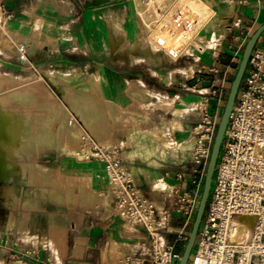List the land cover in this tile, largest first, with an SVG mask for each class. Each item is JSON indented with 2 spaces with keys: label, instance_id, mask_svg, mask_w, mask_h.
Returning <instances> with one entry per match:
<instances>
[{
  "label": "rangeland",
  "instance_id": "rangeland-1",
  "mask_svg": "<svg viewBox=\"0 0 264 264\" xmlns=\"http://www.w3.org/2000/svg\"><path fill=\"white\" fill-rule=\"evenodd\" d=\"M100 1L101 4H106L111 0ZM202 1L208 3L211 10H206L200 0H173L168 2L166 8L151 3L150 0H136V26L133 28L124 25L121 11L112 13L106 8L93 15L92 19L95 20L89 22L90 27L80 25L51 30L46 29L43 19L33 12H27L28 17L21 15L24 19L20 22V16L7 11L0 0V135L2 138L6 136L4 139L0 137V180L18 179L19 174L26 178L29 172L44 176L45 167L38 158L45 152L57 151L59 154L86 158L90 150L86 148L82 154L81 139L87 133L97 144L110 148L116 146V136H124L131 146L138 149V154L149 162L155 164L157 157L167 163L173 161L181 164L180 167H187L186 172L196 176V184L190 188L191 194L173 200L177 215L179 218L184 217L181 228L166 226L165 219H162L160 226L166 232L164 238L176 244L180 252H184L196 218L209 164H195L194 149L198 147L209 120L212 122L215 138L232 81L248 43L246 39L241 44L236 60L229 66L228 75L209 74L215 72L203 67L210 65L212 53L222 47L219 44L226 33L238 34L242 30L235 26L239 18L230 20L232 11L218 13L209 2ZM181 12L194 16L198 23L203 19L208 20L207 25L199 28L197 33L207 40L215 38V43L208 46L205 42L207 45H204L196 38L189 39L188 33L182 32L177 42H171L166 32L175 25L176 17ZM151 16L154 18L150 19ZM92 23L95 27H92ZM97 23L99 27H96ZM180 23H185V19ZM154 27H157V34H164L159 37V42L165 49L158 52L150 48L148 37ZM156 36L158 38L159 35ZM186 42L188 50H182L180 47L185 48L183 46ZM7 45L15 48L12 49L14 51L9 52ZM21 48L25 49V54L20 51ZM49 55L53 56L49 58ZM90 58H95L101 68L143 62L156 75L169 72L168 76L171 78L175 69L183 79L189 76L182 70L188 69L189 62H195L196 68L193 65L190 67L199 71L198 75L211 77L212 87L207 90L199 87L195 94L196 102L146 91L144 96L138 94L137 106L120 108L107 97L103 78L96 83L91 80V76L82 78L79 75ZM172 82V79L166 80V83ZM20 89L24 92V97L14 95ZM241 90L242 86L236 101L240 98ZM1 97L5 100L2 101ZM141 99L147 101V104H141ZM160 101L174 103L177 107L190 111L178 119L172 111L160 107ZM71 120L72 126L68 124ZM176 130H183L185 134L175 141L174 147L172 145L166 148L167 140ZM161 132L164 136L159 138L157 133ZM157 146L164 147L166 154L156 152ZM40 158L44 160L45 156ZM154 189L161 192V189ZM169 190L166 193L173 197L171 188ZM188 199L193 205L191 210L177 211L188 206ZM151 203L157 206L155 202ZM208 208L209 201L204 218ZM151 243L150 239V245ZM123 263L127 264V258Z\"/></svg>",
  "mask_w": 264,
  "mask_h": 264
},
{
  "label": "crops",
  "instance_id": "crops-1",
  "mask_svg": "<svg viewBox=\"0 0 264 264\" xmlns=\"http://www.w3.org/2000/svg\"><path fill=\"white\" fill-rule=\"evenodd\" d=\"M206 1L218 13L232 11L230 20L239 18L244 26L238 34L226 33L219 44L222 47L212 53L210 65L203 67L215 72L209 73L213 76L228 75L241 44L249 41L264 24V0ZM1 3L7 11L19 15L20 22L24 19L21 15L28 17L27 12H33L51 30L90 27L89 22L95 20L93 15L106 8L112 13L121 11L126 27L136 26V0H111L106 4L100 0H1ZM99 26L97 23L96 27ZM257 46L264 48V33ZM85 65L79 75L103 78L107 97L120 108L137 106L138 94L144 96L146 91L196 102L197 89H210L213 81L190 67L196 68L195 62H189L188 69L182 70L189 76L184 79L175 69L172 78L169 72L156 75L143 62L101 68L95 58H90ZM169 79L174 82L166 83ZM140 103L147 101L141 99ZM183 130H176L172 137L176 141L181 139ZM116 140L114 149L142 194L157 204L159 219H165L168 227L180 229L184 217L177 215L173 200L191 194L193 175L186 172L187 167L173 161L167 163L157 157L155 164L149 162L124 136H116ZM40 157L44 176L29 172L26 178L19 174L18 179L0 180V264H124L125 258L139 256L149 247V234L117 215L104 164L57 151L45 152ZM159 180L171 188L175 198L166 193L168 190L159 193L154 189Z\"/></svg>",
  "mask_w": 264,
  "mask_h": 264
},
{
  "label": "built area",
  "instance_id": "built-area-1",
  "mask_svg": "<svg viewBox=\"0 0 264 264\" xmlns=\"http://www.w3.org/2000/svg\"><path fill=\"white\" fill-rule=\"evenodd\" d=\"M235 26L244 29L241 19ZM20 51L25 54L24 48ZM241 86L189 264H264V48L252 51ZM206 125L193 153L198 165L209 162L215 139L212 122ZM81 140L82 154L89 148L87 157L106 167L117 215L127 224L141 226L152 240L141 255L128 257L127 264H180L183 252L164 238L155 206L136 186L116 150L87 134ZM192 206L188 199V206L179 211L189 212Z\"/></svg>",
  "mask_w": 264,
  "mask_h": 264
},
{
  "label": "water",
  "instance_id": "water-1",
  "mask_svg": "<svg viewBox=\"0 0 264 264\" xmlns=\"http://www.w3.org/2000/svg\"><path fill=\"white\" fill-rule=\"evenodd\" d=\"M263 33H264V24L261 27H259L257 31L249 39L243 51V56L240 61L235 78L232 81V85H231V89L228 95L226 106H225L223 115L221 117V121L219 123L216 137L213 143L212 152H211V156H210V160H209V164L207 168L205 183L203 187V192H202V196L199 202L196 218L193 223L192 231L189 235V239L185 246L180 264H189L190 257L195 247L199 229L203 221L206 207H207L210 195H211V189H212V185L214 181L215 170H216V166H217L219 156L221 153V148H222V144L224 141L226 129L229 123V119H230L232 110L234 108V105L236 103L237 95L239 93L240 87L242 85V82L245 76L249 58L251 56L252 51L257 46L258 41Z\"/></svg>",
  "mask_w": 264,
  "mask_h": 264
},
{
  "label": "bare ground",
  "instance_id": "bare-ground-1",
  "mask_svg": "<svg viewBox=\"0 0 264 264\" xmlns=\"http://www.w3.org/2000/svg\"><path fill=\"white\" fill-rule=\"evenodd\" d=\"M151 1V3H157L160 7H163L164 6V8H166V6H168V2H170V1H173V0H150ZM176 1H183V0H176ZM186 1V0H185ZM200 3L203 5V7L206 9V10H211V8H210V6L208 5V3H206L205 1H202V0H200ZM201 5V6H202ZM160 9V8H159ZM216 10V9H215ZM218 12V11H217ZM182 15V16H181ZM185 15L189 18H187V17H185ZM154 17H150V19H153ZM185 19V23H183V24H181L180 23V21L182 20V19ZM204 20V21H203ZM202 20V22L201 23H198V22H196V20L194 19V16H192V15H187V13L186 14H182V12L181 13H179L178 15H177V17H176V21H175V25L173 26V27H169L170 29L166 32L167 34H168V36L170 37V41L172 42V41H174V42H177L178 41V39H180V36H182L181 35V32H182V34L183 33H188L187 35H189L188 37H189V39H191V37L192 38H196V39H198L202 44H204V45H207L205 42H207L208 43V46H210V45H213L214 43H215V38H213V39H209V40H207L206 39V37H204V36H199L198 35V31L200 30L199 28H201V27H205L206 25H207V23L209 22L208 20H206V19H203ZM183 22H184V20H183ZM159 25H162V24H160L159 23ZM157 27H158V24H157ZM157 27L155 28H153L150 32H149V34H148V37H149V42H150V48L154 51V52H158L159 50H161V49H165V47H164V45L162 44V43H160L159 42V37H163L164 36V34H162V33H160V34H157L156 33V29H157ZM179 27L181 28V29H179ZM203 29V28H202ZM183 31H185V32H183ZM156 35H159L158 36V38H157V36ZM188 42V41H187ZM187 42H186V45H184L183 47H185V48H182V47H180L182 50L183 49H187L188 50V48H187ZM10 43V42H9ZM14 44V43H13ZM7 47V50L9 51V52H12V51H14V50H12V49H15V48H13L11 45H7L6 46ZM186 50V51H187ZM149 54L150 55H152L150 52H149ZM145 56V55H144ZM147 57V56H146ZM193 72H191V74H192ZM1 78H3L2 76H1ZM91 80H93V81H95L96 83H99V81L101 80V77L100 76H94ZM10 81V80H9ZM6 84V83H5ZM9 85H10V83H9ZM98 85V84H97ZM3 87V86H2ZM14 88V87H13ZM13 88H11V89H13ZM16 88V87H15ZM9 90V89H8ZM7 90V91H8ZM21 90V89H20ZM4 92V91H3ZM11 93V92H10ZM0 94H1V92H0ZM14 95H16V96H19V97H24V92L21 90V91H19V92H14ZM75 98L77 97V96H74ZM2 98V97H1ZM24 99V98H23ZM5 100V98H2V101H4ZM160 107H162L164 110H170V111H172V113L175 115V117L176 118H178V119H180V118H182V117H184L185 115H187L188 113H189V109H187V108H182V107H177L174 103H170V102H163V101H160L159 102V104H158ZM68 124H70L69 122H68ZM4 127V126H3ZM180 128H181V126H180ZM12 133V132H11ZM0 134H2V132L0 131ZM88 134V133H87ZM169 134V133H168ZM157 135H158V137L160 138H162L163 136H164V134L161 132V133H157ZM161 135H163V136H161ZM173 136V135H172ZM171 136V138L170 139H168L167 140V142H166V148H170V147H172V145L173 144H175V141H176V139H174V137H172ZM0 137H1V135H0ZM4 137V136H3ZM2 138V137H1ZM4 138H6V136L4 137ZM4 138H2V139H4ZM8 138H10V137H8ZM11 139V138H10ZM3 141V140H2ZM10 145H11V143H10ZM173 147H174V145H173ZM155 151L156 152H158L160 155H164V154H166L165 153V151H164V147H162L161 148V146H157L156 148H155ZM1 159V158H0ZM155 187L156 188H158V189H161V190H163V189H165L166 188V190L168 189V191H170L169 189H170V187L168 186V185H166V184H164L162 181H157L156 183H155ZM28 194H29V192H28ZM13 217V216H12ZM118 249V248H117ZM105 252V251H104ZM112 253V252H111ZM114 253V252H113ZM115 254V253H114ZM116 254H118V252L116 253ZM112 256H114V255H112ZM121 257H123V256H121ZM117 259V258H116ZM120 260V259H119Z\"/></svg>",
  "mask_w": 264,
  "mask_h": 264
}]
</instances>
